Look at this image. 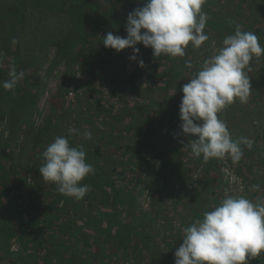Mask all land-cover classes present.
<instances>
[{
  "label": "rangeland",
  "instance_id": "374dc122",
  "mask_svg": "<svg viewBox=\"0 0 264 264\" xmlns=\"http://www.w3.org/2000/svg\"><path fill=\"white\" fill-rule=\"evenodd\" d=\"M21 1L0 0V34L12 25L17 28L15 41L20 43L17 64L0 41V52H8L0 60V85L9 79L12 65L24 72L12 90L0 86V149L11 154L10 158L0 156V264H75L69 262L68 255L75 247H84L86 241L90 243L87 250L103 254L105 264H175L174 253L189 220L202 218L226 194L264 199V86L259 84H264V55L254 57L245 69L252 87L247 103L237 99L218 114L234 138L255 142L254 149L241 144L239 162L233 163L229 157L207 162L194 157L187 146L190 140L180 129L181 121L160 116L157 106L163 100L180 106L182 86L230 35L223 22L233 21L248 32L259 28L256 36L264 47V0H206L202 12L222 25H206L209 39L198 49L190 42L184 56L174 57L173 71L178 78L171 85H167L168 74L158 75L165 70L168 55L154 57L153 50L142 43L135 45L139 48L135 55L138 62L144 61L146 71L133 82L126 81L134 69L130 59L133 48L117 52L103 45L108 32L126 37V29L120 31L90 15L81 25L88 43L76 51V57L57 58V45L52 42L69 30L67 16L30 5L14 14ZM85 1L126 21L130 12L146 2ZM21 12L24 19L20 20L15 15ZM4 43L8 45L6 40ZM186 61H191L192 67H187ZM110 70L117 83L105 77ZM149 101L156 104L149 106ZM97 102L103 104V114L97 113ZM132 120L134 124L126 128ZM69 129L77 131L70 133ZM85 130L92 132L91 140L81 135ZM56 136L83 145L86 162L95 168L94 174L80 182L90 185L80 200L60 194L56 184L45 182L39 172L41 153ZM94 143L100 144L98 154ZM3 172L10 176L6 187L2 185ZM15 207L24 211L26 229L22 235L20 229L8 233L16 221L9 213ZM112 219L135 224L134 232L148 239L132 235L123 245L117 239V225L105 231ZM39 242L54 244V248L47 249ZM97 261L94 256L88 263ZM250 264H264V251Z\"/></svg>",
  "mask_w": 264,
  "mask_h": 264
},
{
  "label": "clouds",
  "instance_id": "9594fccd",
  "mask_svg": "<svg viewBox=\"0 0 264 264\" xmlns=\"http://www.w3.org/2000/svg\"><path fill=\"white\" fill-rule=\"evenodd\" d=\"M206 0H146L142 7L130 12L126 22V37L108 32L103 45L117 52L132 47L136 60L137 43L150 47L154 57L184 56L191 42L200 48L209 39L205 33L207 14L202 12ZM145 31H141V30ZM264 55V47L253 32L236 27L234 34L227 35L214 56L203 61L188 83L179 106L182 133L197 137L187 146L194 157L224 159L239 162L243 150L252 141L243 137L233 140L219 113L237 99L247 103L251 84L245 69L253 58ZM4 53L0 52V60ZM139 66L144 61L139 60ZM192 67L191 61H186ZM9 79L2 82L5 90H12L24 77L12 65ZM201 121L202 123H196ZM69 129V132H76ZM85 140L92 139V132L81 133ZM83 145L73 146L69 138L56 136L41 153L43 163L39 172L45 182L56 184L57 191L80 200L90 191V185L80 182L95 173L92 164L86 162ZM259 186H257L258 188ZM264 251V199L255 201L245 196L225 195L219 205L205 211L202 218L194 220L182 229V243L174 253L175 264H250Z\"/></svg>",
  "mask_w": 264,
  "mask_h": 264
},
{
  "label": "trees",
  "instance_id": "16d2710c",
  "mask_svg": "<svg viewBox=\"0 0 264 264\" xmlns=\"http://www.w3.org/2000/svg\"><path fill=\"white\" fill-rule=\"evenodd\" d=\"M18 5L19 6L15 7V10H14L15 13L14 14L18 13L20 10L23 11L24 7H27V5H30V7L33 9H36V8L45 9V10L51 11L52 13L54 12L55 14H58V15L67 16V19L71 23L69 28H68L69 30L64 34H61V36L58 38V40H55L54 42H52L53 44L57 45V58H60V59H63L65 57H68V58H73L74 56L76 57V54H77L76 51L83 48L84 45L86 43H88L86 33L84 32L83 28H81L82 22L85 19L86 15L92 16L93 18L97 19L99 22H101L103 24L112 23L120 31L123 29H126V22L127 21L124 20L123 17L118 18V19L115 18L114 15L110 17L109 14H106L105 12L99 11L95 4H91L85 0H22ZM85 7H87L86 9H88V11L84 10ZM0 16L1 17L3 16V14L1 12H0ZM15 17H17L19 19L22 17L21 19H24V14H22V12H21V14H19L18 16L15 15ZM223 23H224L223 26L226 28L227 32H229L230 35L234 34L235 29H236L235 23L233 21H229V20H227L226 22H223ZM206 25L209 26L210 28H212V27L219 26L222 24L215 21V20H208L207 19ZM1 28L2 27H0V29ZM205 29H207V28H205ZM240 29L242 31L248 32L241 27H240ZM204 31L207 34L208 30H204ZM252 32L255 33V35L259 34L260 29L254 28V30ZM3 34H6V37H2ZM2 38L4 41L6 40V43L8 45H5ZM16 38H17V28H15L12 25H7L6 32L5 33L3 32L0 34V41L3 43V46L6 49L9 48L10 49L9 52L12 53V62L18 64L20 61V45H19L20 43L15 41ZM263 46H264V44H263ZM87 50L90 51L89 49H87ZM5 53H8V52L6 51ZM173 59H174V57L167 56V61H166L167 65H166L165 70L158 72V75L159 74H168L169 75V79L167 80V85H171L173 80L178 78V73L176 71H173L175 68L174 63H173ZM99 62H102V61L100 60ZM132 64L134 65V69L129 74H127V77L125 78L126 81L133 82V79L136 76L143 75L146 71L145 68L139 66L138 59L133 60ZM134 73H137V75H135ZM151 74H152V76L155 75L152 72H151ZM105 77L110 79L113 83H117V76H116V74L112 73L111 70H110V73H108V75ZM259 84L264 86V84L262 82H260ZM182 96H183V94H182ZM155 104H156L155 102H150V101L148 103L149 106H154ZM157 106L159 107L160 116H167L174 121L180 120L179 107L176 104H171L169 101L163 100V102H160ZM139 108L140 107L138 106V109ZM96 110H97V113L103 114L105 109H104V106L101 102H97ZM113 117H115V116H113ZM133 119H135V118H133ZM144 121H147V119H145ZM133 124H134V120L129 121V122L127 121V125H125V127L130 128ZM148 130L153 131L151 126H148ZM230 134H233V133L231 132ZM231 137H232V139L234 138L232 135H231ZM196 138L197 137L193 136L192 134L186 135V139H188V140L196 139ZM234 140H236V138H234ZM94 144H95L94 150H95L96 154H98L100 151V144L99 143L98 144L94 143ZM254 144H255V142L252 143L251 149H254L253 148ZM72 145L77 146L80 144L75 142V144H72ZM243 145L248 147L246 144H243ZM0 156L10 158L11 154L6 153L5 149L2 148V149H0ZM3 174H4V178L2 180V185L4 187H6V185L8 184V182L10 180V176H8L5 172H3ZM4 187H2V190H5ZM1 194H2V192H0V195ZM116 194H117V192H116ZM115 201H116V198H113L112 205L115 204ZM14 211H15V213H14ZM25 211H28V209H26ZM23 212L24 211L18 210L16 207L13 208V210L11 212H9L11 215L10 219H15L16 221L12 223L11 228L8 229V233L15 234L17 229H20V235L25 233L26 228H25L24 220L22 218ZM116 225H117V239L122 240L123 245H126L128 242H130L132 235H134V236L136 235L137 238L140 240L148 239V236H142L141 234L139 235L138 232H134L135 226H136L135 224H128V223L123 224V223H119L118 221H116L114 219L109 221L107 227L105 228V231H109V229L115 227ZM120 228L122 229L121 231H120ZM35 239H36V237H33L32 242L35 241ZM39 244L44 245V243H42V242H39ZM89 245H90V243L88 241H86L84 247H81L79 249H78V247H75V250H72L70 252V254L68 255L67 259L69 260V262L70 263L75 262V264H94L92 262L88 263V261L90 259H93L94 256H96V258H98V261L95 264H105V263H103V254H99V253L92 254V253H90L87 250ZM31 246L33 247V244ZM53 246H54V244H52L51 246L48 244H45L43 247L50 249ZM61 252H62V250L60 249L59 254H61ZM46 255H48V253ZM126 264H131V263L126 262Z\"/></svg>",
  "mask_w": 264,
  "mask_h": 264
},
{
  "label": "crops",
  "instance_id": "0c3cea01",
  "mask_svg": "<svg viewBox=\"0 0 264 264\" xmlns=\"http://www.w3.org/2000/svg\"><path fill=\"white\" fill-rule=\"evenodd\" d=\"M188 222L191 224L193 221L192 220H189ZM190 224H188V225H190Z\"/></svg>",
  "mask_w": 264,
  "mask_h": 264
}]
</instances>
